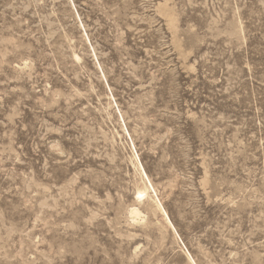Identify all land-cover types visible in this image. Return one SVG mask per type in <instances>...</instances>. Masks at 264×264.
<instances>
[{"label": "rangeland", "instance_id": "rangeland-1", "mask_svg": "<svg viewBox=\"0 0 264 264\" xmlns=\"http://www.w3.org/2000/svg\"><path fill=\"white\" fill-rule=\"evenodd\" d=\"M187 253L264 264V0H0V264Z\"/></svg>", "mask_w": 264, "mask_h": 264}, {"label": "bare ground", "instance_id": "bare-ground-1", "mask_svg": "<svg viewBox=\"0 0 264 264\" xmlns=\"http://www.w3.org/2000/svg\"><path fill=\"white\" fill-rule=\"evenodd\" d=\"M136 161L135 165H136V168L138 170V172L140 173L141 175V178L144 182V185L142 187H136V198L135 200L136 201H139V200H147V199H152V201H154L153 203H155L156 205V209H158L164 216L165 218V222H167L166 224H168V226L170 227V229H172L173 233L176 235V237L179 238V235L170 219V217L168 216L167 212L165 211V209L163 208L160 200L158 199L157 197V192L152 184V182L150 181L146 171H145V168L143 166V164L141 163V161L137 158L134 159ZM151 201V200H150ZM140 202V201H139ZM130 216L131 218L134 220L138 219V218H141L142 214L141 212L135 208V207H132V209L130 210ZM188 254V258H189V261L191 264H196L195 261L193 260V258Z\"/></svg>", "mask_w": 264, "mask_h": 264}]
</instances>
